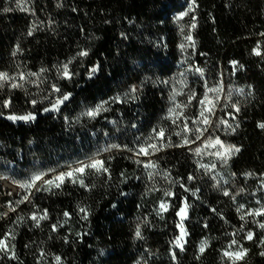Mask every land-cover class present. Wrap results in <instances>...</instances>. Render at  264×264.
I'll return each mask as SVG.
<instances>
[{
    "label": "trees",
    "instance_id": "obj_1",
    "mask_svg": "<svg viewBox=\"0 0 264 264\" xmlns=\"http://www.w3.org/2000/svg\"><path fill=\"white\" fill-rule=\"evenodd\" d=\"M262 34L264 0H0V176L42 175L0 185V264H264ZM217 138L240 149L220 177L201 152Z\"/></svg>",
    "mask_w": 264,
    "mask_h": 264
},
{
    "label": "snow or ice",
    "instance_id": "obj_2",
    "mask_svg": "<svg viewBox=\"0 0 264 264\" xmlns=\"http://www.w3.org/2000/svg\"><path fill=\"white\" fill-rule=\"evenodd\" d=\"M192 3H193V5H195V0H192ZM191 10H192V9H190V11H191ZM183 15H187V13H184ZM181 18H182V17H181ZM195 26H196L195 23H193L192 27L195 28ZM30 34H31V33H30ZM262 35H264V34H262ZM186 39L189 40V41H191V42L193 43V46H194V41H192V37H191L190 35H189L188 37H186ZM182 47H183V46H182ZM254 52H255L256 55H260V54H261L260 51H259V49L254 50ZM79 55H81V56H87L88 53H87V51H82V52L79 53ZM63 68H64L63 75H64L65 77H67V78L70 79L71 76H70V74H69V72H68V66H67V64H65V65L63 66ZM42 71H43V70H42ZM93 71H96V69H93ZM201 74H202V73H201ZM29 75H35V73H29ZM20 78H21V79L24 78V77H23V74H21V77H20ZM10 79H15V78H10V77H8L7 73H0V87H3L4 83L7 82V81H9ZM11 86H12L13 88H15V87H20L21 85H18V84H16V83H12ZM56 90L59 91V89H56ZM133 91H135V89H133ZM210 91L218 92L219 89H210ZM241 91H242V90H241ZM63 99H64V100L68 99V96H64ZM116 99H119V98L117 97ZM62 102H63V101H58V103H62ZM33 103H35V102H33ZM200 103H201L202 105H210V107H207V108L205 109L208 113H211V112H212V108L215 106L214 103H213V101L209 100L207 96H205V99L202 100V101H200ZM234 107H235V106H234ZM101 108H102V106H101L100 108H97V109H96L95 111H93V112H88V113H86V115H89V116L94 117V116H96L97 114H99V112L101 111ZM54 110H58V109H54ZM105 110H106V109H105ZM205 110H202V111H201V117L203 118L201 122H202L204 125H208V124H210V120H209L208 116L205 115ZM46 111H47V109H46ZM173 111H175V110L173 109ZM236 111H237V112L239 111V108H238V107L236 108ZM8 118H9L10 120H13V121H16V120H23V121H25V122L30 121V120H35V116H33L32 114H27V115L19 116V117H17V116H10V117H8ZM222 123L227 124L226 121H222ZM237 126H238V125H237ZM259 126H260L261 128H264V124H261V125H259ZM227 127L230 128L233 132L235 131V128H233L231 124H227ZM204 130H206V129H204ZM185 131H188V129H187V125H185ZM196 131L199 133V132L201 131V129H196ZM158 135H159L160 137H163V136H164V132H163V130H161V131L158 133ZM197 139H199V136H197ZM184 143H185V144H188L189 141H188L187 139H185V140H184ZM209 145H211L212 147L219 146V148L223 149V151H217L215 154H216V155H217V156H218L223 162H225V163L227 162L228 159L231 158L232 155H235L236 153H238V152L240 151V149H239L238 147L234 146V145H225L221 140H219V138L215 139L214 141H209ZM207 146H208V145H205V147H207ZM149 148H151V149H153V150H156V145H155V144H151V145H148V146H146V147H141V148L139 149V153H141V154H145V155H148V154H149V153H148V149H149ZM196 152H197V154H199V153H200V149H197ZM145 167H147V168H152V167H154V165H152V164H147V165H145ZM203 167H206V168H207L206 165H203ZM85 168H92V169H95V170L98 171V172H100V171H105V172H106V171H107V169L104 167L103 162H102V161H99V160H95V161H93L92 163H90V164H88V165H84V166H82V167H80V168L75 169L74 171H75V172H78V173H80V174H83L84 171H85ZM73 175H74L73 172L64 173V174H61V175H59V176L56 177V181H59L60 183H56V181H54V180H48V181H46L45 183L48 184V185H54L55 187L59 188L60 185L64 182V180H65L66 177H68V178H72V182H73V183H76L77 180H76L75 178H73ZM249 175H251V174H249ZM41 179H42V175H36V176L33 177L31 183H28V184H22V185H20V186H21V187H24V188H31V187L35 186L36 181H40ZM79 183L81 184L82 187L85 186L84 183H83V180H80ZM224 194H225V195H229L228 192H225ZM165 195H166V196H167V195H171V193H170V192H167V193H165ZM25 199H27V197H25ZM167 207H168V206H167L165 203H163V202H162L161 205H160V208H161V210H163V211H166V210H167ZM13 210H14V209H13ZM81 212H86V209H83V208H82V209H81ZM249 214H250V215H264V209H261V210H258V211H256V212H254V213H249ZM65 215H67V213H65ZM177 215L181 216V219H182V220H183L184 218H186V216H187L186 208H181V210L177 213ZM46 218H47V215H46V214H45L44 216L39 217V218H38L37 216H35V215H33V216L31 217V219H33L34 221H38V219H46ZM85 218H86V216H85ZM241 219H243V217H241ZM179 227H180V229H181V233H180V236L175 240V246H176V247H179L180 250L183 251L184 237L187 235V233H186V231L184 230V227H183V224H182V223L179 225ZM260 227H261V228H264V224H261ZM136 237H137V238H142V237H141V232H140L139 229H137V231H136ZM247 238H248L249 240L253 239V233H252V232H249V233L247 234ZM6 240H7V237H6L5 239H0V252L12 251V249L9 248L8 244L6 243ZM262 243H264V242H262ZM235 244H237V242H236V241H232V244L229 245V247L231 248V247H232L233 245H235ZM207 245H208V242H207V241H203V242L201 243V246H200V252H201V253H203V252L205 251ZM261 254L264 255V253H261ZM173 255H174V254H173ZM224 255L227 256V257H229V258H233V257H235V259H242V258L244 257V255H246V250L241 249V250H239V251H232V252H230V251H226V252L224 253ZM57 261L59 262V257H57Z\"/></svg>",
    "mask_w": 264,
    "mask_h": 264
},
{
    "label": "rangeland",
    "instance_id": "obj_3",
    "mask_svg": "<svg viewBox=\"0 0 264 264\" xmlns=\"http://www.w3.org/2000/svg\"><path fill=\"white\" fill-rule=\"evenodd\" d=\"M208 145L207 147L203 146V149L201 150L202 152V161H204V165H206L208 167V169H211L212 172L214 171V173L217 176H222L220 175V172H216V164L219 165L220 167V163L222 164H226L225 162H223L215 153L217 151H223V149L219 148V146L216 147H212L211 145H209V143L205 144ZM5 178H9L10 180H12L11 182H15L14 184L17 185V192L16 194H11L8 190H6V188H4V184H3V180ZM223 179V178H222ZM0 185L10 194L13 196H17V194H19L20 192V183L19 181L15 180L11 175L7 174H1L0 176ZM186 238L184 237V242H185Z\"/></svg>",
    "mask_w": 264,
    "mask_h": 264
},
{
    "label": "built area",
    "instance_id": "obj_4",
    "mask_svg": "<svg viewBox=\"0 0 264 264\" xmlns=\"http://www.w3.org/2000/svg\"><path fill=\"white\" fill-rule=\"evenodd\" d=\"M4 188L8 190L11 194H16L17 192V185L14 184V182H11L9 178H5L3 181Z\"/></svg>",
    "mask_w": 264,
    "mask_h": 264
}]
</instances>
